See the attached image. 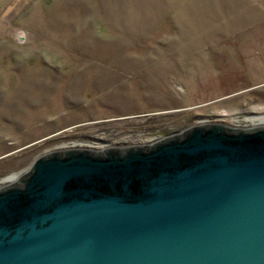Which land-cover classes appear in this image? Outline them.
<instances>
[{
    "label": "rangeland",
    "instance_id": "374dc122",
    "mask_svg": "<svg viewBox=\"0 0 264 264\" xmlns=\"http://www.w3.org/2000/svg\"><path fill=\"white\" fill-rule=\"evenodd\" d=\"M257 116L264 0H0V186L56 148Z\"/></svg>",
    "mask_w": 264,
    "mask_h": 264
},
{
    "label": "water",
    "instance_id": "95a60500",
    "mask_svg": "<svg viewBox=\"0 0 264 264\" xmlns=\"http://www.w3.org/2000/svg\"><path fill=\"white\" fill-rule=\"evenodd\" d=\"M0 264H264V124L39 155L0 186Z\"/></svg>",
    "mask_w": 264,
    "mask_h": 264
},
{
    "label": "bare ground",
    "instance_id": "6f19581e",
    "mask_svg": "<svg viewBox=\"0 0 264 264\" xmlns=\"http://www.w3.org/2000/svg\"><path fill=\"white\" fill-rule=\"evenodd\" d=\"M258 109V108H257ZM261 111V110H260ZM263 113V112H262ZM255 118H259V120H256L257 122H259V124H256V125H263L264 124V116H257V117H255ZM251 120H253V119H251ZM261 122H263V123H261ZM21 174V173H20ZM19 174V175H20ZM19 175L17 174V175H15V174H13V175H10V176H8L7 178H5L4 179V181H7L6 183H4V184H8V183H10V182H14L18 177H19Z\"/></svg>",
    "mask_w": 264,
    "mask_h": 264
}]
</instances>
